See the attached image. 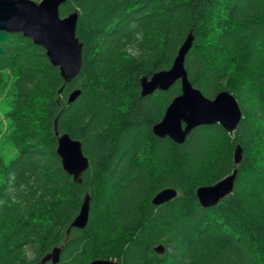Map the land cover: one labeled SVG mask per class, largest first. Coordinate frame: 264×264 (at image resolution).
I'll use <instances>...</instances> for the list:
<instances>
[{
	"label": "trees",
	"instance_id": "16d2710c",
	"mask_svg": "<svg viewBox=\"0 0 264 264\" xmlns=\"http://www.w3.org/2000/svg\"><path fill=\"white\" fill-rule=\"evenodd\" d=\"M73 11L83 66L69 84L41 46L0 29V264H38L56 247L57 264H264V0H67L59 15ZM190 31L189 82L208 99L231 94L242 119L178 145L152 127L180 83L141 97L139 81L170 69ZM55 126L81 143V184L62 169ZM234 169L232 193L200 207L197 188ZM165 188L176 198L152 205ZM85 195L88 224L67 235Z\"/></svg>",
	"mask_w": 264,
	"mask_h": 264
},
{
	"label": "water",
	"instance_id": "95a60500",
	"mask_svg": "<svg viewBox=\"0 0 264 264\" xmlns=\"http://www.w3.org/2000/svg\"><path fill=\"white\" fill-rule=\"evenodd\" d=\"M67 0H0V29L7 33H18L33 44L45 50L48 61L57 67L64 84H69L77 78L82 70L83 44L76 36L78 21L77 11L66 17H60L59 8ZM192 31L188 33L172 62L170 69L154 73L150 78L141 77L139 85L141 97L151 95L156 91H167L176 82L180 83L181 95L173 99L166 108L162 119L152 127V133L158 138H169L175 144H183L190 132L199 126L219 124L226 133L236 131L242 119L241 109L235 98L226 91L219 92L213 99H208L195 89L188 80L185 69V57L193 44ZM60 88L57 92L61 94ZM80 94L73 90L68 98L70 104ZM54 133L57 138L55 149L60 159L63 171L71 177L72 182L81 184L82 174L89 167L88 159L83 155L81 143L70 138L68 134H59L56 126ZM235 166L242 161V149L237 145L233 153ZM237 169L211 186L197 188L195 197L200 207L209 209L230 195L234 188ZM177 196L173 188H165L157 192L151 203L154 206L164 205ZM90 198L83 197L77 216L73 219L71 228L83 230L88 224ZM60 247L54 248L44 255L38 264H57L60 258ZM157 254H163L161 245L154 248ZM89 264H119L114 260L95 259Z\"/></svg>",
	"mask_w": 264,
	"mask_h": 264
},
{
	"label": "rangeland",
	"instance_id": "374dc122",
	"mask_svg": "<svg viewBox=\"0 0 264 264\" xmlns=\"http://www.w3.org/2000/svg\"><path fill=\"white\" fill-rule=\"evenodd\" d=\"M40 0H38V1H36V2H39ZM0 115H1V113H0ZM2 120V119H1ZM3 125H4V122H3ZM0 126H1V123H0ZM5 151H7V149L5 150ZM8 152V151H7Z\"/></svg>",
	"mask_w": 264,
	"mask_h": 264
},
{
	"label": "bare ground",
	"instance_id": "6f19581e",
	"mask_svg": "<svg viewBox=\"0 0 264 264\" xmlns=\"http://www.w3.org/2000/svg\"><path fill=\"white\" fill-rule=\"evenodd\" d=\"M180 95H181V93H180ZM176 98V97H175ZM173 101V100H172ZM169 106V105H168Z\"/></svg>",
	"mask_w": 264,
	"mask_h": 264
}]
</instances>
